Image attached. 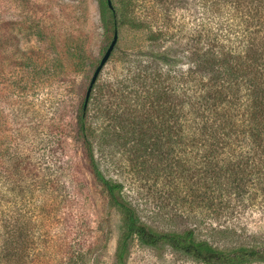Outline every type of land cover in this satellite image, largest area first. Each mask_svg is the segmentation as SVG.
<instances>
[{"label": "trees", "instance_id": "obj_1", "mask_svg": "<svg viewBox=\"0 0 264 264\" xmlns=\"http://www.w3.org/2000/svg\"><path fill=\"white\" fill-rule=\"evenodd\" d=\"M110 2L111 7L108 0H97L110 42L114 32L126 26L141 35L142 45L136 47L138 53H123L125 72L115 81L117 101L113 109L103 106L101 116H97V121L101 120L98 126L88 122L83 99L73 138L82 149L80 173L91 176L107 207L119 217L112 264H127L135 241L196 264H264V244L224 249L214 246L216 237H227L231 230L227 226L211 223L207 238L198 234V228L154 230L144 222L138 205L125 196L123 184L103 168L111 145L128 152L142 166L138 172L153 161L164 173L174 175L171 181L176 185L182 184L170 196H185L183 199H190L208 215L214 214V219L231 208V199L224 196H236V203H243L245 196L264 198V0ZM187 6H191L188 12L194 10L192 27L178 21L177 10ZM164 43L168 46H162ZM138 85L142 87H133ZM91 98L89 101L95 100ZM18 159L15 167L21 177L27 168ZM72 175L74 183L69 186L84 193L85 186L74 172ZM27 177L33 179L31 187L35 181L41 188L47 184L42 176ZM187 181L191 183L187 185ZM50 187L59 195V206H47L56 225L48 248L60 245L68 256L67 263L79 264L85 256L79 248L84 240L76 233L86 225L81 213L88 198L67 196L68 186L59 178L48 182ZM38 214L22 216V226L31 224L30 216ZM57 224L65 229H58ZM27 233L22 232L21 244L9 243L13 255L18 254L19 246L30 245L35 250L33 243L39 242V236L33 233L31 240L24 242ZM232 234L236 236L234 231ZM47 240L41 239V243ZM73 260L76 263H71Z\"/></svg>", "mask_w": 264, "mask_h": 264}, {"label": "rangeland", "instance_id": "obj_2", "mask_svg": "<svg viewBox=\"0 0 264 264\" xmlns=\"http://www.w3.org/2000/svg\"><path fill=\"white\" fill-rule=\"evenodd\" d=\"M116 2L112 0L113 5ZM187 8L191 6L177 10L178 21L192 27L190 16L194 10L188 12ZM116 32V46L98 76L90 96L95 100L89 101L86 111L88 122L97 126L103 106L111 105L113 109L117 101L115 81L125 72L123 53H138L136 47L142 45L141 35L128 27ZM109 43L97 0H0V264L67 263L63 247L48 248L54 240L52 232L56 225L54 218L49 217L47 206H59V195L48 188V182L55 178L70 187L66 189L67 196L88 198L81 213L86 225L76 231L84 240L79 248L85 255L78 263H113L119 217L107 207L91 176L80 173L84 164L82 149L73 138L85 91ZM106 155L107 164L103 165L106 174L123 184L125 196L138 205L144 222L154 230L198 228V234L207 238L209 225L220 224L231 230L224 239L216 237L213 241L216 247L264 244L263 196H245L243 203H236V196H224L231 199V208L220 219H214V214L208 215V211L194 206L190 199H183L185 196H170L182 184L171 181L174 175L164 173L159 164L150 161V166L138 172L142 166L128 152L111 145ZM17 158L27 168L26 175L21 177L20 169L15 167ZM72 172L80 185L85 186L84 193L69 186L75 179ZM33 174L42 176L47 184L42 183L41 188L35 181L31 187L33 179L27 175ZM190 183L187 181V185ZM35 203L40 205L34 208ZM27 213L38 216L27 215L31 224L24 228L21 217ZM63 226L57 224L58 229L64 230ZM24 230L28 232L24 242L30 241L33 233L39 236L36 237L39 242L34 241L35 250L30 245L17 246L18 254L13 255L9 243L21 244ZM39 232L49 236L38 235ZM41 239L49 242L41 243ZM127 264L196 263L168 250L143 247L135 241Z\"/></svg>", "mask_w": 264, "mask_h": 264}, {"label": "water", "instance_id": "obj_3", "mask_svg": "<svg viewBox=\"0 0 264 264\" xmlns=\"http://www.w3.org/2000/svg\"><path fill=\"white\" fill-rule=\"evenodd\" d=\"M108 5H109V7H111L110 0H108ZM116 43H117V32L115 31L111 42L109 43L107 49L105 50L102 58L100 59L97 67L95 68V70H94V72L90 78V81H89V84H88V87H87V90L85 93V98H84V104H83V110L84 111L87 108V104H88L91 92L93 90V86L97 82L98 76L100 75L102 69L104 68L107 61L109 60V58H110V56H111V54H112V52L116 46Z\"/></svg>", "mask_w": 264, "mask_h": 264}]
</instances>
